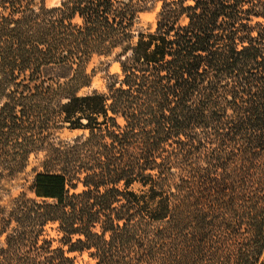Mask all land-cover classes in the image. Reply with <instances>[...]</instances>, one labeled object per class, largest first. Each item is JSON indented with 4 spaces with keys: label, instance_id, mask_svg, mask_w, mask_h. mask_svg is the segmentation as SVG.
<instances>
[{
    "label": "trees",
    "instance_id": "trees-1",
    "mask_svg": "<svg viewBox=\"0 0 264 264\" xmlns=\"http://www.w3.org/2000/svg\"><path fill=\"white\" fill-rule=\"evenodd\" d=\"M145 6L0 0V183L47 152L0 264H264V0H163L136 32Z\"/></svg>",
    "mask_w": 264,
    "mask_h": 264
},
{
    "label": "rangeland",
    "instance_id": "rangeland-1",
    "mask_svg": "<svg viewBox=\"0 0 264 264\" xmlns=\"http://www.w3.org/2000/svg\"><path fill=\"white\" fill-rule=\"evenodd\" d=\"M62 0H45L48 7H54L60 5ZM163 0H146L145 10L138 14L135 23V31H153L156 28L157 16L161 10ZM264 21V19H260ZM120 49H117L115 53L111 55H94L87 65V72L91 75L92 81L89 86L81 89L80 94L90 93L92 91H106L107 76L109 74H118L121 72L120 63L117 61V53ZM81 134L80 131H71L67 128L56 130L54 132V138L57 141L71 140L77 135ZM47 152L40 151L31 155L28 166L24 171L15 174L13 176L6 177L0 183V205L9 209L12 206L13 201L22 193H27L29 196H33L31 192V185L36 173L44 170L43 162L46 159ZM83 189L82 185L79 186L77 191ZM47 233L51 237H56V231L49 225L47 227ZM3 241V237L0 238V242ZM57 245V242L54 243ZM77 264H95L94 260H91L87 253L78 254Z\"/></svg>",
    "mask_w": 264,
    "mask_h": 264
}]
</instances>
